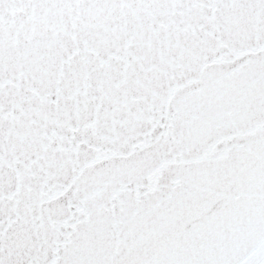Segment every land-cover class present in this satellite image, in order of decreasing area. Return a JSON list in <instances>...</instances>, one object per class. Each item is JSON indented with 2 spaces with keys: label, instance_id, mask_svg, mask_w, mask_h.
<instances>
[{
  "label": "snow or ice",
  "instance_id": "obj_1",
  "mask_svg": "<svg viewBox=\"0 0 264 264\" xmlns=\"http://www.w3.org/2000/svg\"><path fill=\"white\" fill-rule=\"evenodd\" d=\"M0 264H264V0H0Z\"/></svg>",
  "mask_w": 264,
  "mask_h": 264
}]
</instances>
